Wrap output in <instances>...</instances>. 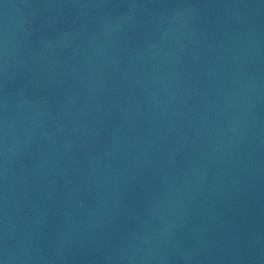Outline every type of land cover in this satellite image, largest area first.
Masks as SVG:
<instances>
[{
    "label": "water",
    "instance_id": "95a60500",
    "mask_svg": "<svg viewBox=\"0 0 264 264\" xmlns=\"http://www.w3.org/2000/svg\"><path fill=\"white\" fill-rule=\"evenodd\" d=\"M0 264H264V0H0Z\"/></svg>",
    "mask_w": 264,
    "mask_h": 264
}]
</instances>
